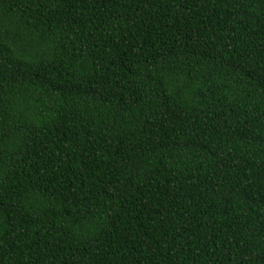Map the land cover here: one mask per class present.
Wrapping results in <instances>:
<instances>
[{
    "label": "trees",
    "instance_id": "1",
    "mask_svg": "<svg viewBox=\"0 0 264 264\" xmlns=\"http://www.w3.org/2000/svg\"><path fill=\"white\" fill-rule=\"evenodd\" d=\"M0 264H264V0H0Z\"/></svg>",
    "mask_w": 264,
    "mask_h": 264
}]
</instances>
